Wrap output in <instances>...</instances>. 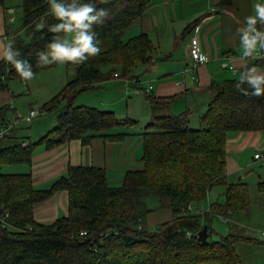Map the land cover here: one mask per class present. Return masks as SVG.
Masks as SVG:
<instances>
[{
	"label": "trees",
	"instance_id": "trees-1",
	"mask_svg": "<svg viewBox=\"0 0 264 264\" xmlns=\"http://www.w3.org/2000/svg\"><path fill=\"white\" fill-rule=\"evenodd\" d=\"M152 1L110 0L97 5L109 11L105 24L94 26L100 53L82 64L67 62L75 67V77L40 105L39 115L57 112L56 125L36 141L26 137L12 145L3 144L13 130L0 139V264H128L130 255L147 248L150 253L133 257L129 264H240L234 245L250 239L230 233L204 243L197 241L204 225L211 237L210 209L229 218L249 206L247 185L226 182V134L264 130V97L237 90L239 77L212 85L213 98L196 129L190 126L188 111L155 116L142 132L143 168L127 170L120 186L108 185L105 169L96 166H68L65 174L46 188H35L31 172L1 171L2 165L32 164L39 145L50 150L72 139L88 142L96 136L107 140L124 136L108 131L130 127L134 119H117L113 111L94 106H74L73 99L115 73L121 78H135V64L151 62L154 45L149 36L140 33L124 40V32ZM231 2L220 0L219 5ZM0 6L8 8L4 0ZM20 7L29 39L15 36L18 59L32 65L34 73L54 66L57 63L37 64V52L54 34L47 28L36 31V25L57 22L45 15L46 0H21ZM198 23L188 24L181 34L186 35ZM252 63L249 60L245 66ZM255 64L264 68V58ZM102 66L112 69L105 72ZM12 78L21 79L14 68L0 60V89L7 88ZM146 97L154 107L171 102L169 98ZM216 185H224L223 199L210 204L205 218L184 212L188 204L201 203ZM258 189L264 192V182L258 183ZM58 191L67 192L66 214L49 223L38 222L35 204L49 200ZM149 195L168 198L173 214L156 230L136 226L151 212L145 201ZM82 231L87 234L82 235ZM106 231L109 234L100 235Z\"/></svg>",
	"mask_w": 264,
	"mask_h": 264
},
{
	"label": "crops",
	"instance_id": "crops-1",
	"mask_svg": "<svg viewBox=\"0 0 264 264\" xmlns=\"http://www.w3.org/2000/svg\"><path fill=\"white\" fill-rule=\"evenodd\" d=\"M219 2L220 0H153L150 2L142 16L135 19L124 32V40L138 36L140 33H146L154 45L151 62H138L134 67L137 68L136 73L138 75L135 78L139 81L140 91L137 93L133 84L126 81L129 83L127 84L125 80L113 75L97 84H108V86L113 84L111 89L119 90L122 88L128 93L135 91L137 94L143 95L146 100L147 95H153L156 98H169L171 102L156 106L157 110L148 114L142 124H137L138 120L132 118L137 121L131 126H138L140 128L138 132L131 133L126 130L127 128H115V132H112L114 129L108 131V133L115 134L125 133L122 138L107 140L96 136L88 142L72 139L50 150H47L43 145L36 147L30 171L34 185L55 180L60 175L65 174L68 166L71 165L102 167L108 172L109 182L111 172L114 176L112 181L120 183L123 178L122 175L127 170L143 168L141 159L143 154L142 132L155 116H174L188 111L190 112L189 118L192 121L194 118L199 122V118L213 98L212 85L233 79L236 76L239 77L241 70L245 67L244 62L240 60L242 50L239 29L244 27L245 17L253 14L254 4L257 0H232L231 4L225 6L219 5ZM6 10L10 11L11 9L9 7L4 9L0 6V13L3 14ZM195 20L199 21L197 26L186 35H182L184 28ZM10 34L3 29L0 32V41H6ZM191 36L198 38L201 48L209 56L207 63L194 66L188 58L187 46ZM180 45L184 47L183 59L174 56L171 50L168 51L172 46L174 48ZM226 57L231 58L237 69L235 73L221 66V62L225 61ZM70 75L73 76V72ZM75 75L71 78H74ZM140 77L144 79L143 83ZM69 78V75H66L65 84L70 80ZM110 78L117 80V83L107 82L106 80ZM24 82L26 92L34 93L29 81ZM61 86V83L56 84L50 93V98L62 89L63 86ZM13 95V92L9 91L8 97L6 94L3 97L12 100L14 99ZM126 95L128 94L126 93ZM136 99L130 97L132 102H137ZM47 100L43 99L41 104ZM0 102H5L1 96ZM109 102V106L117 104L114 103L117 100ZM81 105L84 104L81 103ZM2 109L3 107L0 106V126L8 122L7 119L9 118ZM54 114L56 117L57 112ZM145 121L147 124L144 123ZM53 122L55 121L49 123L51 128L54 127ZM49 127L50 125H45L37 128L36 131L30 132L29 137H26L32 140L33 136H36L34 138L39 139L51 129ZM26 137L19 139L15 137L14 143ZM11 140L12 138H8L3 144H14L11 143ZM255 154H260V157L255 158ZM252 170L258 172L256 180L249 179L248 173ZM226 182L228 184L245 183L248 191L257 201V207H255L264 212V192L258 189V183L264 182V130L229 131L226 134ZM221 186L223 189L225 188L224 185ZM256 190L257 192H255ZM223 192L224 190L221 189L218 191L216 201L223 199ZM67 202V192L58 191L49 200L35 204L36 220L49 223L60 217V214L65 215ZM199 207L201 209L209 208V206L204 207L202 205ZM60 210L62 213H59ZM250 211L251 204L250 209L248 206L242 213L248 216ZM239 213H233L228 221L240 225L236 222L239 219L233 220L234 214ZM172 217L171 208L163 206L161 209L147 214L144 222L153 226L169 221ZM237 217L239 216L237 215ZM239 228L241 225L235 226L236 230ZM230 233L243 236L241 231H235L232 228L227 234Z\"/></svg>",
	"mask_w": 264,
	"mask_h": 264
},
{
	"label": "rangeland",
	"instance_id": "rangeland-1",
	"mask_svg": "<svg viewBox=\"0 0 264 264\" xmlns=\"http://www.w3.org/2000/svg\"><path fill=\"white\" fill-rule=\"evenodd\" d=\"M20 4H21V0H4V5L6 7H9L11 10L10 11L6 10L5 13L3 14L0 13V32L3 31L4 29L6 32L11 33L10 36H8V38L16 34V36L20 37V39L22 38L23 40L28 41L29 39L28 35L26 34V31L25 29H23V26H22V9L20 7ZM9 13H12L14 15L15 17L14 23L9 22L11 19ZM180 41H178V43H180ZM2 43L3 41L2 42L0 41V44ZM172 47L171 49L169 48L168 51L171 50V53L174 56L176 57L179 56L181 59H183L184 47L181 45L178 47H174V48ZM101 69L102 71L108 72L110 69H112V67L102 66ZM136 69L137 68L132 69V75L134 77L138 75L136 73ZM75 71H76L75 67L68 63H64V64L57 63L52 67L40 69L39 71L35 72L34 78L29 81L30 87L32 91H34V93L26 92L25 82L23 80L17 79V78H12L8 80L7 88L0 89L1 99L5 101L2 103L0 102L1 103L0 106L3 107L2 111H5L6 115L9 117L7 121L12 122L16 116H20V117L28 116L30 109L39 111L41 101H43V99H48V100L51 99L50 93H52V89L56 86V84L61 83V85L63 86L65 84L66 75H69L70 77L69 79H72L71 77L75 75ZM72 72H73V76L70 75V73ZM237 77L238 76H236L235 78ZM121 79L124 80V78H121ZM140 80L143 83L144 79H142V77H140ZM106 81L107 82L112 81L113 83H117L116 82L117 80L111 79V78ZM126 83L129 84L128 82ZM112 85L108 86V84H96V86L94 85L89 90L80 92L73 99V105L81 106V103H82L87 106H94L100 109L114 111V114L117 119L124 120V119H127L128 117L136 118L138 121L135 119L134 120L135 122L136 121L138 122L137 124H140V123L142 124L145 117L148 114L152 113L153 111L155 112L157 110V107L151 106L150 102H148V100H146L143 95L137 94L134 90H133L134 93L132 91L128 93L122 88H120L119 90H113L111 89ZM141 87H144V86H141ZM128 88H131V87H128ZM8 90L13 92L14 99L10 100L9 98L7 100L3 97L4 94H6L8 97V94H9ZM45 90H48V91L45 92ZM126 93L128 95H126ZM130 97L137 98L136 100L138 101L132 102L130 100ZM113 100L114 101L117 100V102H114L117 104H115L114 106L112 105L109 106V103H110L109 101H113ZM134 115H138V116H134ZM51 121H55L53 122L54 124H52L55 126L57 123V120H56L54 112L40 113V115L34 117L30 123L21 121L20 123L15 125V129L13 131L14 134L11 137L12 138L11 143H14V141H16L15 137L17 139H19L20 137H26V136L29 137L31 131H36L37 128H41L42 126L50 125L49 128H51L52 126L51 124H49ZM144 123H146V121ZM190 126L195 129L198 128L199 126L198 121L194 118L192 121L190 118ZM115 130L116 129H114L112 132H115ZM126 130L130 131L131 133H135V132H138L140 128L138 126H135V127L131 126V127H127ZM34 137L36 136H33L32 138L33 141L38 139ZM31 169H32L31 164H11V165L7 164V165L1 166V171L2 173H5V174H19V173H27V172L30 173ZM257 174L258 172L254 170L250 171L248 173L249 179L251 178V179L256 180ZM106 176H107V181H108V178H109L108 172H106ZM122 176H123L122 181L120 183H116L112 181L114 176L110 172V182L108 181V185L120 186L123 183L125 173ZM52 181L53 180H51L50 182H44V183L37 184L34 186L35 188H46L50 185ZM220 189L224 190L221 185L213 186L207 192L206 198H204L201 201V203L200 202L197 203L196 205L197 208L201 209L199 207L200 205L204 207H208L210 206V204L217 202L215 199ZM255 192H257V190ZM145 201H146V206L149 209H151V212H154L157 209H161L163 206H169V199L166 197H160L158 195H149L145 198ZM250 204H251L250 215L246 216L244 215V213L240 212L239 214H234L233 216V220L239 219V221H236L241 225V228H239V230H236L235 226H240V225L232 224V222L228 223L227 220L223 218L227 216L222 215L223 217H221L219 216V214L218 215L216 214V211H214V209L213 210L210 209L209 216L211 217L209 220V225L211 227L212 232H211V237L208 239L210 240L219 239V236L227 235V233L230 232L231 228L234 229L235 231H241L243 235L242 237L248 238L250 240H239L234 245V251L240 260V264H264V236L261 235V232L264 231V212L256 208L257 201L252 195V193L250 194V191H249V209H250ZM59 213H62L61 210L59 211ZM203 214H199V215H202L201 217L205 218L206 215L205 213ZM61 215L62 214H60V216ZM237 215L239 217L236 218ZM144 221H145V218H144ZM144 221H141L142 227L144 228V226H147L149 230H156L158 229L159 225L163 224V223L154 224L153 226H150L146 224ZM244 234H247V235H244ZM162 249H163V246H162ZM146 253H150L149 248L143 249L140 252L133 253L136 255L129 256L128 264L133 259V257L134 259H136L138 256L145 257L144 255ZM130 264H139V263H137L136 261H132Z\"/></svg>",
	"mask_w": 264,
	"mask_h": 264
},
{
	"label": "clouds",
	"instance_id": "clouds-1",
	"mask_svg": "<svg viewBox=\"0 0 264 264\" xmlns=\"http://www.w3.org/2000/svg\"><path fill=\"white\" fill-rule=\"evenodd\" d=\"M108 3L110 0H46L45 15L57 22L36 25V31L47 28L54 34L43 50L37 52V64H82L98 55L101 49L95 42L94 26L105 24L109 11L97 5ZM9 15V22L14 23V15ZM261 26H264V0H257L253 14L245 17L244 27L239 29L240 60L245 65L249 60L253 63L243 68L235 85L244 95L255 97H264V68L255 64L257 58H264V27ZM19 55L15 36L0 44V60L14 68L23 81H30L35 75L33 67L27 61L18 59Z\"/></svg>",
	"mask_w": 264,
	"mask_h": 264
},
{
	"label": "built area",
	"instance_id": "built-area-1",
	"mask_svg": "<svg viewBox=\"0 0 264 264\" xmlns=\"http://www.w3.org/2000/svg\"><path fill=\"white\" fill-rule=\"evenodd\" d=\"M187 54H188V58L191 60V62L193 63L194 66L205 64L209 61V56L201 48L200 42L196 36L190 37L189 43L187 46ZM259 59H261V58H257V60H259ZM230 61H231V63H230ZM221 66L225 69H229V70L233 71L234 73L237 70L236 67L234 66L231 58H229V57H226V60L221 62ZM114 76L119 77L117 73H115ZM124 80L130 82V84H133L137 93L140 91V87L138 85L139 81L136 78H124ZM38 115H39L38 110H30L29 115L26 117L16 116L12 122H5L2 126H0V139L7 136L15 128V125H17L21 121L30 123L31 120ZM259 157H260V154H255V158H259ZM207 210H209V208L198 209L194 203H190L184 209V212H186V213L188 212L189 214H203ZM219 216H221V215H219ZM221 217H223V216H221ZM223 218L226 219L227 221L229 219L227 217H223ZM136 226L141 228L142 227L141 222H138ZM81 234L85 235V234H87V231H82ZM103 234L107 235L109 233L107 231L100 233V235H103ZM190 235H191L190 233H187L188 237ZM262 235H264V231H262Z\"/></svg>",
	"mask_w": 264,
	"mask_h": 264
},
{
	"label": "water",
	"instance_id": "water-1",
	"mask_svg": "<svg viewBox=\"0 0 264 264\" xmlns=\"http://www.w3.org/2000/svg\"><path fill=\"white\" fill-rule=\"evenodd\" d=\"M208 239V226L204 225L202 229L197 233V241L206 242Z\"/></svg>",
	"mask_w": 264,
	"mask_h": 264
}]
</instances>
